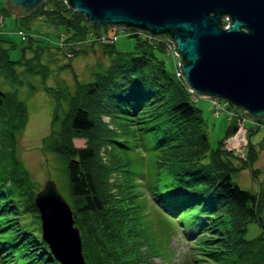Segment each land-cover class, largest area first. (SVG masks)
Listing matches in <instances>:
<instances>
[{"label":"trees","instance_id":"1","mask_svg":"<svg viewBox=\"0 0 264 264\" xmlns=\"http://www.w3.org/2000/svg\"><path fill=\"white\" fill-rule=\"evenodd\" d=\"M1 6L9 12L3 1ZM19 17L67 33V44L54 48L67 50L69 57L85 54L81 45L96 43L108 58L88 81L74 80L71 90L44 87L53 108L41 148L64 159L65 200L83 264H147L139 228L148 199L181 231L206 233L201 264H261L264 192L232 180L255 162V146L246 133V156L235 165L222 148L231 124L218 147L210 148L191 93L176 69L169 72L156 56L165 52L163 42L131 35L137 37L133 50L117 51L113 43L93 40L110 26L89 24L64 0H42ZM38 42L29 37L30 56L23 50L18 60L0 50V77L22 84L20 68L22 75L43 81L48 68L41 57L48 46ZM26 122L27 109L16 91L0 89V264H60L42 239L34 182L16 154V136ZM73 139L83 145L75 146ZM250 223L260 229L246 237Z\"/></svg>","mask_w":264,"mask_h":264},{"label":"water","instance_id":"2","mask_svg":"<svg viewBox=\"0 0 264 264\" xmlns=\"http://www.w3.org/2000/svg\"><path fill=\"white\" fill-rule=\"evenodd\" d=\"M40 1L3 0V4L19 17ZM64 2L82 14L89 24L137 29L154 37L168 38L178 57L177 69L188 92L224 100L264 121V0ZM234 130L232 127L231 131ZM50 197L62 209V212L55 211L50 202L51 210L56 212L54 220L47 219L50 207L43 203ZM33 203L39 213L42 239L56 260L64 264L62 257L72 260L73 252L72 262L83 264L72 211L53 180H46L34 194ZM63 242L68 249L60 256L57 250L62 249Z\"/></svg>","mask_w":264,"mask_h":264},{"label":"rangeland","instance_id":"3","mask_svg":"<svg viewBox=\"0 0 264 264\" xmlns=\"http://www.w3.org/2000/svg\"><path fill=\"white\" fill-rule=\"evenodd\" d=\"M2 1L0 0V50L5 52L8 59H20L23 50L25 57L30 56L28 47L25 48L29 37L38 39V45L48 46L41 57V62L48 68V75L43 81L38 76L26 77L22 75L20 68L16 69V72L22 84L9 83L0 77V89L2 91H16L17 98L24 103L27 109L26 125L16 136V154L27 168L34 182L36 192L42 188L46 180L50 179L54 181L56 189L62 197L67 200L68 189L64 159L41 148L42 138L49 131V120L53 108V100L44 91V87L59 89L66 86L68 90H71L74 80L88 81L91 71L104 67L108 58L100 51L96 43L81 45L80 47L86 49V53L69 57L71 53L67 50L54 48L60 44H67L64 41L68 36L67 33L54 31L46 23L39 20L29 22L28 19L15 17L12 13L1 9ZM112 30L114 29L110 27L105 32L110 33L113 32ZM136 40L137 37L117 35L109 43H113L117 51H131ZM35 44L37 42H32V46ZM164 49V53L156 51V56L163 61L166 70L174 72L177 69L178 57L168 49L166 50L165 47ZM175 76L180 78L178 74L176 75V72ZM190 102L198 109L211 149L217 148L219 140L225 136L227 130L230 131L231 117L228 113L238 112L243 115L246 119L244 126L247 137L255 146L257 157L254 163L235 172L232 175V180L239 187L248 191L256 193L261 190L264 192V129L262 124H252L254 117L228 102H226L227 106L221 107L218 113L213 111L210 98L191 93ZM73 144L82 146L83 140L73 139ZM244 158H235L233 163L239 165ZM250 171H254L253 176L250 175ZM176 192L174 191L172 194ZM50 202L55 211L59 212L61 210L62 212L61 207L53 198H46L43 201L49 206ZM147 202V210L143 212L141 218L142 227H138L141 230L140 236L144 240L140 252L143 259L147 260V264H201L205 259L202 251L205 245L201 244V241L206 239V233L204 232L202 236L196 237V234L190 235L191 232L181 231L179 225L171 223L167 215L153 206L149 199ZM260 216L264 221V211ZM258 228L260 229V226L257 227L254 223L248 224L246 237L255 235L259 231ZM195 240L196 245L194 248ZM65 243H61L62 249L57 250L60 256H62L63 250L68 249L64 245ZM69 247L71 248V246ZM198 247L201 249H198ZM60 251L62 252L59 253ZM71 253L72 260H74L75 255L73 252ZM64 257L62 258L64 264H75L71 259L66 257L64 259Z\"/></svg>","mask_w":264,"mask_h":264},{"label":"built area","instance_id":"4","mask_svg":"<svg viewBox=\"0 0 264 264\" xmlns=\"http://www.w3.org/2000/svg\"><path fill=\"white\" fill-rule=\"evenodd\" d=\"M111 28H113L114 30H112L113 32L110 33H98L96 34V37L93 40L99 41L101 43H109L111 42L117 35H135L137 37H144V38H154V39H158L161 42H163V44L165 45L166 50L168 49L169 51H171L174 55L175 52L173 51V44L172 41L169 40L168 38H159V37H154L149 35L146 32L137 30V29H128V28H124V27H118V26H110ZM93 33H90L89 35H92ZM65 41V40H64ZM177 56V55H176ZM180 75L179 72H176V75ZM210 103L213 107V111L215 113H218V111L221 109V107H225V102H222L221 100H218L216 98H211L210 99ZM231 112V111H230ZM230 114V117L233 121L235 130L234 132L224 141L223 143V148L230 152L235 158H239V159H243L245 157V147H246V139H245V126L244 123L246 122V119L239 115L238 113L235 112H231L228 113ZM257 123H261L263 128H264V121H253V124Z\"/></svg>","mask_w":264,"mask_h":264},{"label":"bare ground","instance_id":"5","mask_svg":"<svg viewBox=\"0 0 264 264\" xmlns=\"http://www.w3.org/2000/svg\"><path fill=\"white\" fill-rule=\"evenodd\" d=\"M49 207H50V208H49L50 211H52V210H51V206H49ZM50 211L48 210V213H47V219L49 220V217H50V220H54V218H55V216H56V215H55L56 212L54 213V212L52 211L51 214H49ZM48 223H49V222H48ZM61 252H62V251H61ZM62 258H63V257H62Z\"/></svg>","mask_w":264,"mask_h":264}]
</instances>
